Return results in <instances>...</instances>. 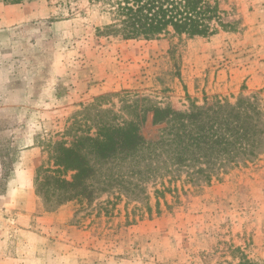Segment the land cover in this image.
Here are the masks:
<instances>
[{"label": "rangeland", "instance_id": "1", "mask_svg": "<svg viewBox=\"0 0 264 264\" xmlns=\"http://www.w3.org/2000/svg\"><path fill=\"white\" fill-rule=\"evenodd\" d=\"M217 1L236 30L154 40L99 35L108 17L87 1L0 2V264H264V154L210 183L186 172L145 181L138 198L57 205L37 192L54 145L92 123L101 96L119 106L110 95L129 91L187 110L256 94L264 105V0ZM158 128L150 114L142 132ZM32 143L37 167L14 175L12 200L8 180Z\"/></svg>", "mask_w": 264, "mask_h": 264}, {"label": "trees", "instance_id": "2", "mask_svg": "<svg viewBox=\"0 0 264 264\" xmlns=\"http://www.w3.org/2000/svg\"><path fill=\"white\" fill-rule=\"evenodd\" d=\"M49 1L68 7L80 1L99 5L108 21L98 34L123 40L209 37L239 26V20H228L217 0ZM108 96L91 106L96 113L86 129L72 128L70 140L56 142L52 166L40 167L44 175L36 180L37 192L45 202L93 201L105 192L138 198L143 182L178 179L180 172H186L188 182L210 183L264 154V105L256 94L241 95L235 102H194L187 110L160 106L129 91L110 95L119 98V106L105 102ZM150 114L152 125L159 128L148 137L142 128ZM165 188L157 190L162 197ZM239 264L254 263L243 256Z\"/></svg>", "mask_w": 264, "mask_h": 264}, {"label": "crops", "instance_id": "3", "mask_svg": "<svg viewBox=\"0 0 264 264\" xmlns=\"http://www.w3.org/2000/svg\"><path fill=\"white\" fill-rule=\"evenodd\" d=\"M39 153H40V150L38 149V147H35L34 143L27 144L25 149H23V151L21 152V155H22V157H21L22 158L21 165L15 167V171H13L14 172L13 177H11L8 180V184H7V188H8L7 189V197L8 198H10L12 200H16V196H15V193H14L15 192L14 186L19 184V182L21 183V181H17L16 179H14V175H16L20 169H26V171L33 170V168L30 167L29 164H33V167H37V162L39 160V158H38ZM27 157H30L31 160H28ZM19 175L21 177L22 174L20 173Z\"/></svg>", "mask_w": 264, "mask_h": 264}]
</instances>
